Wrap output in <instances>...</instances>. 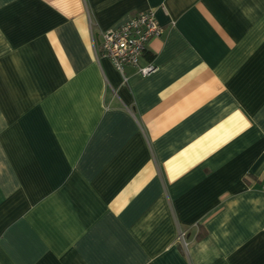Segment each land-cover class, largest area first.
<instances>
[{
	"label": "crops",
	"instance_id": "1",
	"mask_svg": "<svg viewBox=\"0 0 264 264\" xmlns=\"http://www.w3.org/2000/svg\"><path fill=\"white\" fill-rule=\"evenodd\" d=\"M0 264H264V0H0Z\"/></svg>",
	"mask_w": 264,
	"mask_h": 264
},
{
	"label": "built area",
	"instance_id": "2",
	"mask_svg": "<svg viewBox=\"0 0 264 264\" xmlns=\"http://www.w3.org/2000/svg\"><path fill=\"white\" fill-rule=\"evenodd\" d=\"M162 33L163 27L157 21L154 12L146 10L104 31L101 41L94 47L95 51L107 57L122 75L126 65H131L140 74L147 75L153 72L155 67L152 63L140 65V59L149 41ZM178 239L185 244L183 232L179 233Z\"/></svg>",
	"mask_w": 264,
	"mask_h": 264
}]
</instances>
